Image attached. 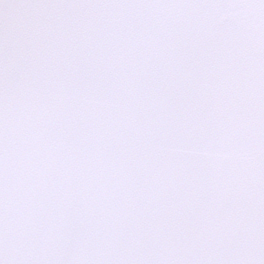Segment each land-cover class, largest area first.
<instances>
[{"label":"snow or ice","instance_id":"snow-or-ice-1","mask_svg":"<svg viewBox=\"0 0 264 264\" xmlns=\"http://www.w3.org/2000/svg\"><path fill=\"white\" fill-rule=\"evenodd\" d=\"M0 264H264V0H0Z\"/></svg>","mask_w":264,"mask_h":264}]
</instances>
